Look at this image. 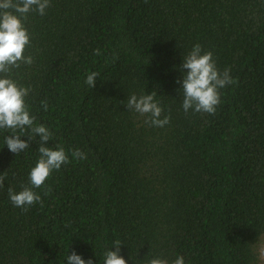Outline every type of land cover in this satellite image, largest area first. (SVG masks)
<instances>
[{"label": "trees", "instance_id": "trees-1", "mask_svg": "<svg viewBox=\"0 0 264 264\" xmlns=\"http://www.w3.org/2000/svg\"><path fill=\"white\" fill-rule=\"evenodd\" d=\"M25 25L34 63L12 78L70 163L34 189L41 202L16 207L8 188L30 186L40 137L28 129L16 155L0 130V264H66L73 250L104 264L115 241L128 264H262L264 0H50ZM197 43L230 70L215 114L182 107L180 66ZM152 92L164 127L125 107Z\"/></svg>", "mask_w": 264, "mask_h": 264}, {"label": "clouds", "instance_id": "clouds-1", "mask_svg": "<svg viewBox=\"0 0 264 264\" xmlns=\"http://www.w3.org/2000/svg\"><path fill=\"white\" fill-rule=\"evenodd\" d=\"M50 7V0H0V130L10 131L5 135L4 144L10 152L18 155L28 147L32 136H26L28 129L40 137L38 149L40 157L29 173L30 186L24 185L19 192L8 188V195L12 204L27 211L28 206L41 202V196L34 190L44 186L46 179L54 170L70 163L65 149L56 145L55 148L46 146L53 133L44 124H35L36 117L31 115L26 97L30 88L22 86L12 78V70L19 69L21 64L31 65L34 57L25 55L26 49L31 47V34L25 25L28 14L32 12L43 16ZM99 55V49L95 50ZM184 72L182 81L183 104L185 112L193 109L195 112L215 114L217 106L221 103V92L225 86L232 83L230 70L220 71L217 67L213 53L204 51L200 44H195L191 51L183 57L180 66ZM98 72L87 74L85 84L94 88ZM127 110L135 111L149 117L146 123L152 126L164 127L170 123V116H163V107L155 99V93L135 94L127 99ZM47 110V101L43 102ZM28 137L27 140L21 137ZM76 159H86L87 154L80 149L72 151ZM5 175H0V188L4 186ZM50 189L46 190L47 195ZM121 241H115L111 248L104 252V264H128L121 255ZM114 248L115 250H110ZM132 259V257H131ZM66 264H93L92 259L87 261L74 250L67 255ZM147 264H169L165 258H152ZM172 264H185L183 256L177 257Z\"/></svg>", "mask_w": 264, "mask_h": 264}, {"label": "rangeland", "instance_id": "rangeland-1", "mask_svg": "<svg viewBox=\"0 0 264 264\" xmlns=\"http://www.w3.org/2000/svg\"><path fill=\"white\" fill-rule=\"evenodd\" d=\"M261 258H262V264H264V241L261 244Z\"/></svg>", "mask_w": 264, "mask_h": 264}]
</instances>
